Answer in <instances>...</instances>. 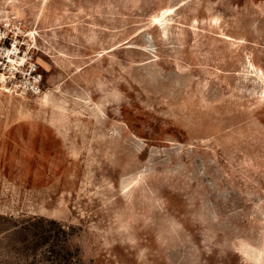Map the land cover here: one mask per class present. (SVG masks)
Wrapping results in <instances>:
<instances>
[{
    "label": "rangeland",
    "instance_id": "rangeland-1",
    "mask_svg": "<svg viewBox=\"0 0 264 264\" xmlns=\"http://www.w3.org/2000/svg\"><path fill=\"white\" fill-rule=\"evenodd\" d=\"M0 264H264V0H0Z\"/></svg>",
    "mask_w": 264,
    "mask_h": 264
},
{
    "label": "bare ground",
    "instance_id": "bare-ground-1",
    "mask_svg": "<svg viewBox=\"0 0 264 264\" xmlns=\"http://www.w3.org/2000/svg\"><path fill=\"white\" fill-rule=\"evenodd\" d=\"M10 61L13 62L14 64L16 63V59L17 57H15V55H13L11 52H10ZM20 63V61L18 62ZM2 80L5 82L7 80V77L5 75L2 76Z\"/></svg>",
    "mask_w": 264,
    "mask_h": 264
}]
</instances>
